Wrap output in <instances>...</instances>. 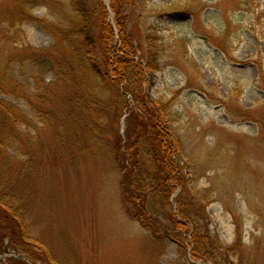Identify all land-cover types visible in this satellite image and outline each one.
<instances>
[{"label": "rangeland", "instance_id": "1", "mask_svg": "<svg viewBox=\"0 0 264 264\" xmlns=\"http://www.w3.org/2000/svg\"><path fill=\"white\" fill-rule=\"evenodd\" d=\"M104 6L119 47L108 0ZM144 7L140 16L138 11L133 13L127 25L137 48L134 62H140L149 46L156 47L162 71L147 76L143 89L147 99L168 104L177 115L178 122L169 125L180 136L183 155L177 162L186 166L188 160H196L195 168L185 170L184 175L190 173L197 180L190 181L184 191L208 189L215 195L206 209L209 229L222 247L236 252L240 249L235 245L230 212L241 213L246 246L240 250L241 263L264 264V0H148ZM56 14L55 6L34 12L48 21H55ZM21 31L34 48L49 49L55 44L48 30L36 23L25 24ZM42 71L46 82L53 80ZM38 72L32 66L15 67L11 75L32 94ZM1 97L30 113L23 98ZM127 100L132 108V100ZM108 111L103 140L92 144L78 138L76 149L58 165L45 163L20 183L16 175L9 176V185L23 203L22 221L19 225L7 213L0 214V239L6 251L0 252V264H29L19 258L23 255L33 264H46L43 254L32 246L22 250L11 245L7 235L23 228L28 237L43 244L56 264H192L190 250L184 255V248L168 237L170 211H177L180 185L168 184L176 186L169 201H151L158 218L157 233L129 215L123 203L121 161L129 154L140 159V143L129 139L126 151L127 136L136 132L130 112L114 120L112 105ZM44 140L55 141L53 133ZM97 144L101 149H96ZM8 152L19 156L15 150ZM208 160H213L214 168L209 169ZM253 230L256 238L251 240Z\"/></svg>", "mask_w": 264, "mask_h": 264}, {"label": "trees", "instance_id": "2", "mask_svg": "<svg viewBox=\"0 0 264 264\" xmlns=\"http://www.w3.org/2000/svg\"><path fill=\"white\" fill-rule=\"evenodd\" d=\"M64 1L0 0V214L7 213L11 222L20 225L19 210L23 203L14 186L9 185V176L16 175L20 183L45 163L58 165L67 153L76 149L78 138L84 137L92 144L103 140L112 105L114 120L129 111V119L136 127L133 137L127 136L124 142L126 151L129 139H137L140 143V159L129 154L121 161L125 169L120 181L123 203L129 215L140 221L144 229L157 233L158 218L151 201H169L176 186L169 188L168 184L176 183L182 191L176 198L177 211H170L168 237L184 248V255L186 249H190L189 256L195 262L242 264L240 250L246 246L242 244L241 213L230 212L235 245L240 249L236 252L233 248L222 247L219 237L209 229L206 209L215 201V195L208 189L184 191L190 181L197 180H193L190 173L184 175L185 170L195 168L196 160H188L186 166L177 162L183 155L178 143L180 136L176 128L169 126L178 122L176 113L162 101L151 102L144 93L145 78L161 72L162 68L156 60V47L149 46L140 62H134L137 48L127 25L135 11L139 16L144 12L148 0H108L115 17L119 47L114 41L116 36L104 0ZM52 6L58 8L55 21L34 16L35 10ZM28 23L47 29L54 38V46L38 49L26 43L21 29ZM3 26L6 29H2ZM29 66L39 71L34 77L32 94L11 75L13 68ZM42 70L49 72L53 80L46 82ZM126 93L133 97L132 108H128ZM4 94L23 98L30 113L3 100ZM51 133L55 141L46 143L44 137ZM143 145L147 148L143 149ZM97 147L101 149L98 144ZM104 147L108 149L106 144ZM119 147L116 152H120ZM9 149L17 151L24 161L20 162L19 156L12 157ZM211 161L206 162L209 169L213 167ZM193 174L194 177L196 172ZM247 212L252 213V209ZM254 233V230L250 232L251 240L256 238ZM7 238L11 245L22 250L24 246L35 248L43 254V263L56 264L43 244L28 237L24 228ZM2 248L3 240L0 239V252Z\"/></svg>", "mask_w": 264, "mask_h": 264}]
</instances>
